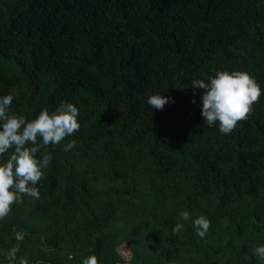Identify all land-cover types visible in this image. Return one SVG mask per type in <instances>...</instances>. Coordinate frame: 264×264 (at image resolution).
I'll return each mask as SVG.
<instances>
[{
    "label": "trees",
    "instance_id": "16d2710c",
    "mask_svg": "<svg viewBox=\"0 0 264 264\" xmlns=\"http://www.w3.org/2000/svg\"><path fill=\"white\" fill-rule=\"evenodd\" d=\"M222 70L264 93V0H0V96L29 120L71 102L80 123L36 154L52 160L0 218V264H130L122 245L131 264H264V94L229 134L207 127L191 81Z\"/></svg>",
    "mask_w": 264,
    "mask_h": 264
},
{
    "label": "clouds",
    "instance_id": "9594fccd",
    "mask_svg": "<svg viewBox=\"0 0 264 264\" xmlns=\"http://www.w3.org/2000/svg\"><path fill=\"white\" fill-rule=\"evenodd\" d=\"M191 87L202 89L200 95L201 116L207 127L216 125L221 134H229L238 121L247 118L252 105L264 94L254 77L246 71L222 70L206 79H193ZM14 97L11 93L0 96V218L9 214L14 203L23 196L39 197L38 182L52 160L51 152L45 151L40 158L37 153L49 145L59 144L66 136L79 131V109L71 102H61L55 110L42 109L34 119L10 110ZM170 98L159 93L150 95L146 103L151 109H161ZM195 103V99L192 101ZM75 140L63 146L68 152ZM12 149L7 159L6 153ZM188 211H181L172 233L180 232L188 220ZM196 235L204 238L210 221L200 215L192 220ZM253 254L264 261V244L256 246ZM82 264H98L95 255L85 258Z\"/></svg>",
    "mask_w": 264,
    "mask_h": 264
},
{
    "label": "rangeland",
    "instance_id": "374dc122",
    "mask_svg": "<svg viewBox=\"0 0 264 264\" xmlns=\"http://www.w3.org/2000/svg\"><path fill=\"white\" fill-rule=\"evenodd\" d=\"M118 252L119 254L123 257V259L127 262V263H130L132 262V254L130 252V250L127 248V246L125 245H122L120 248H118ZM2 257H5L7 259H10L11 258V255L10 254H7L5 252H2L0 254V258Z\"/></svg>",
    "mask_w": 264,
    "mask_h": 264
}]
</instances>
